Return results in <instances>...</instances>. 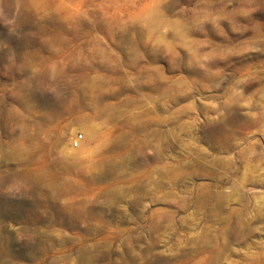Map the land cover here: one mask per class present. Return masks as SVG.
I'll use <instances>...</instances> for the list:
<instances>
[{
	"label": "rangeland",
	"instance_id": "obj_1",
	"mask_svg": "<svg viewBox=\"0 0 264 264\" xmlns=\"http://www.w3.org/2000/svg\"><path fill=\"white\" fill-rule=\"evenodd\" d=\"M0 264H264V0H0Z\"/></svg>",
	"mask_w": 264,
	"mask_h": 264
},
{
	"label": "built area",
	"instance_id": "obj_2",
	"mask_svg": "<svg viewBox=\"0 0 264 264\" xmlns=\"http://www.w3.org/2000/svg\"><path fill=\"white\" fill-rule=\"evenodd\" d=\"M81 141H82V135L76 136L75 138H73V146L77 147Z\"/></svg>",
	"mask_w": 264,
	"mask_h": 264
}]
</instances>
